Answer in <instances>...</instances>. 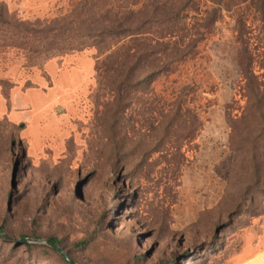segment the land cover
Returning <instances> with one entry per match:
<instances>
[{"label": "rangeland", "instance_id": "rangeland-1", "mask_svg": "<svg viewBox=\"0 0 264 264\" xmlns=\"http://www.w3.org/2000/svg\"><path fill=\"white\" fill-rule=\"evenodd\" d=\"M183 1L0 0V264H68L16 243L50 238L76 264H264V19L258 0H196L164 26L213 25L159 73ZM146 21L149 40L107 32Z\"/></svg>", "mask_w": 264, "mask_h": 264}, {"label": "trees", "instance_id": "trees-1", "mask_svg": "<svg viewBox=\"0 0 264 264\" xmlns=\"http://www.w3.org/2000/svg\"><path fill=\"white\" fill-rule=\"evenodd\" d=\"M227 1H229V0H227ZM171 2H172L171 6L174 7L173 5H174V3H176V0H171ZM219 2H224V0H219ZM258 3H259L258 4V12L261 13L262 18L264 19V0H260V2L258 0ZM195 5H196V0H185L181 4H179V7H180L179 10L175 11L172 8V11L168 12V16L165 19V21L163 22L162 28L159 31V34L157 36V44L159 46V49H158V52H155V53L160 54V56L163 57V59H164L163 63H161V67L159 68L160 69L159 73L160 72L163 73L164 69L169 68L175 62H179L180 60H182V61L183 60H189L190 58H192L193 56H196L198 54L201 41L205 40V38H206L205 32L209 31V28H211V26L213 25L215 18L209 19L208 23H205L204 25L201 26L202 30H205L203 33L201 31H196L195 34H190L189 32H186L185 34H183V36H178L179 37L178 39H176V37H177L176 32L178 30H176L174 28L172 29L170 27V25L164 26L165 23L170 24V22H180V24L182 26L187 25L185 23L184 18L181 16V12L182 11L184 12L186 10L193 8ZM216 13H219V12L217 11V12H215V14ZM237 24H238V30H239L240 36H241L240 40H239V42L241 43V53L244 56V61L240 63V71H241V74H242L243 78L245 79V81L247 83H249L251 86V82H253V80H257V75L254 72L253 67H252L253 60L250 57H248V53H249L248 44L243 39V31H242L243 21L239 20L237 22ZM147 25H148V21H146L145 23H142V25L138 28H133L132 26H126L125 24L120 23L118 25V27L110 28V29H108L107 32H109L112 35H117L118 37L122 36L126 39L130 38L132 36H139V37L144 38L145 40H149V36L151 34H149V32L147 30ZM184 28H183V31L185 30ZM193 29H194V27H193ZM173 39L175 40L174 42H172ZM186 41H187V43L185 45ZM129 50H131V49H129ZM134 57H135V54H134ZM250 89L252 90V92L254 91L252 88H250ZM258 89H263V86L262 85L258 86ZM194 94H195V91H193V89H192V91L190 90L189 92L185 93V95H184L185 99H184V97L179 98V100H180L178 103L179 108L178 107L176 108L175 114L178 115L181 118V120H186V121L191 122V120H189V118L187 117L188 116L187 114H189L190 111L185 109L184 106L186 104H191L194 108V101H195ZM186 99H188V101ZM0 230L2 232H4L1 228H0ZM2 238L3 239H9V238H5L3 236H2ZM48 241L50 243L62 248L57 240L50 238ZM48 246L55 250V248L51 247L50 245H48ZM64 252H65V250H64ZM57 253L60 254L59 252H57ZM66 254L68 255V253H66ZM60 256H62V258L66 261V259L64 258L63 255L60 254Z\"/></svg>", "mask_w": 264, "mask_h": 264}, {"label": "water", "instance_id": "water-1", "mask_svg": "<svg viewBox=\"0 0 264 264\" xmlns=\"http://www.w3.org/2000/svg\"><path fill=\"white\" fill-rule=\"evenodd\" d=\"M0 234L5 237V238H8V236L2 232L0 230ZM29 241H32V242H35V243H40V242H43L45 244H48L50 245L51 247L55 248V250L57 252H59L61 255L64 256V258L66 259V261L68 262V264H76L65 252L62 248H60L59 246H56L52 243H50L49 241H40V240H28V239H24V240H21V241H16L17 244H26V243H29Z\"/></svg>", "mask_w": 264, "mask_h": 264}, {"label": "crops", "instance_id": "crops-1", "mask_svg": "<svg viewBox=\"0 0 264 264\" xmlns=\"http://www.w3.org/2000/svg\"><path fill=\"white\" fill-rule=\"evenodd\" d=\"M55 64H54V62H50V63H48V65H47V67H48V69H47V71H48V74L50 75V76H55V78L57 79V77L59 78L60 76H63L61 73H59L57 70H56V68H55V66H54ZM50 67H54L55 68V70H56V73H55V75H52L51 73H50V71H49V69H50ZM64 74V73H63ZM65 76H68V75H65ZM70 85H71V83H69ZM56 87V81H55V84H54V91L52 92V94L54 93V92H56V90L58 89V87L57 88H55ZM66 90H68V87L66 88ZM70 92L69 91H66L65 93H63L62 95H59L58 96V98H56V99H61L62 97H66L67 96V94H69ZM44 100V99H43ZM42 100V101H43ZM49 104V103H48ZM48 104L47 105H43L42 106V108L44 107V106H46V107H48ZM46 109V108H45ZM22 127H24V125H22Z\"/></svg>", "mask_w": 264, "mask_h": 264}]
</instances>
